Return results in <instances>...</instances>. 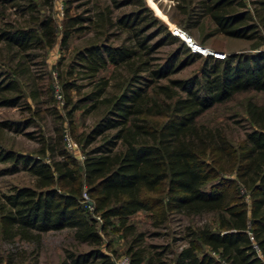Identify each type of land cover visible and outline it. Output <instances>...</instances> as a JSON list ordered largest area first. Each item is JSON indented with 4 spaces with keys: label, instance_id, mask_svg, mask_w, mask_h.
<instances>
[{
    "label": "trees",
    "instance_id": "16d2710c",
    "mask_svg": "<svg viewBox=\"0 0 264 264\" xmlns=\"http://www.w3.org/2000/svg\"><path fill=\"white\" fill-rule=\"evenodd\" d=\"M4 2L12 0H1ZM196 19L178 24L185 30L202 18L212 24V34L257 39L264 34V0H184ZM135 5L137 10L118 15L114 23L132 36L133 45L89 43L75 53L76 64L89 78L107 64L123 66L125 81L116 93L108 94L105 78L99 77L85 99L89 108L103 107L101 116L83 136L81 160L63 146L35 155L19 154L0 144V162L12 173L27 170L33 186L12 185L0 199V239L39 242L41 233L70 228L72 238L84 243L82 251H66L58 264H116L115 250L103 251L102 236L108 231L129 236L125 246L127 264H264V103H245L251 127L233 142L219 128L197 123V118L217 103L239 92H264V49L254 43L252 51L229 52L223 58L200 56L189 49L167 26L147 11L142 0L115 4ZM17 7L31 10L30 3ZM61 32L64 46L75 23L88 20L68 17ZM97 24L107 18L97 14ZM146 23H149L146 25ZM157 25L147 38L143 32ZM51 22H40L47 46L52 44ZM72 30V31H71ZM31 26L0 27V106L19 102L20 58L41 37ZM155 44L146 41L158 35ZM179 48L158 59L152 52L163 44ZM18 56L16 67L8 60ZM202 58L198 72L186 78H170L194 60ZM166 79L165 83L159 80ZM68 92L73 80L61 83ZM17 123L0 120V130ZM112 130L111 133L109 131ZM95 145L86 148L96 137ZM85 194L87 199L83 197ZM87 200L91 202L87 204ZM144 210L154 227L172 213L190 219L185 243L172 249L168 244L144 245L131 216ZM210 214L211 223L196 224L194 216ZM154 247L155 250H149ZM159 248V249H158ZM37 264L35 259L31 263Z\"/></svg>",
    "mask_w": 264,
    "mask_h": 264
},
{
    "label": "rangeland",
    "instance_id": "374dc122",
    "mask_svg": "<svg viewBox=\"0 0 264 264\" xmlns=\"http://www.w3.org/2000/svg\"><path fill=\"white\" fill-rule=\"evenodd\" d=\"M121 0H12L4 2L0 0V27L31 26L37 30L41 37L42 46L34 45L28 54L20 58L18 69L24 68L20 74L19 88L20 99L16 106H0V120H11L17 123V131L14 128L0 130V144L5 149H10L19 154L35 155L39 150L45 149V144L52 147L63 146L64 135L70 136L77 144L76 149L68 151L81 160L83 148L81 147L83 136L90 130L95 121L101 116L103 107L89 108L92 100L85 99L97 79L105 78L109 86L106 93H116L119 85L125 81L127 70L123 66L114 67L107 64L99 70L95 77L86 76L83 69L76 64L75 53L78 49L89 43L116 45L121 41L126 45H133L132 36L121 29L116 23L118 15L129 11H136L135 5L115 4ZM142 7L147 11H138L153 17L158 24L181 27L178 22L184 19H196L194 12L186 6L184 0H142ZM30 3L31 10L22 9ZM106 16L102 24H97V14ZM79 15L88 17V20L75 23L72 27L81 25L78 30H71L66 44H61V32L68 17ZM49 19L51 22L52 44L47 46L40 32V22ZM149 27V23H146ZM157 25L147 28L140 34L146 38L155 33ZM182 28V27H181ZM212 24L207 18H202L197 26L186 30L189 35L203 47L218 52H248L252 51L253 44L259 43V48L264 49V34L262 38L246 39L226 36L221 33L212 34ZM159 34L146 41L147 44H155ZM1 54L7 61L8 54L0 43ZM179 48L177 43L163 44L151 53L153 57L161 59L168 53L175 52ZM18 56L8 60L11 67H16ZM202 58L194 60L179 71L169 75L170 78H186L198 72ZM0 64V71L6 69ZM65 80H73L77 87L68 92L70 102H66L65 90L61 83ZM166 79L159 80L165 83ZM252 100L257 104L264 103V92H239L223 103H217L205 110L198 118L197 123L211 128H219L233 142L243 138L251 124L245 114V103ZM112 130L109 131L111 133ZM101 137H96L86 148L95 145ZM7 162H0V199L2 193L9 190L12 185L33 186L34 177L25 169L16 172H6L4 168ZM210 214L194 216L196 224L211 223ZM190 219L183 213H172L160 227H154L148 214L139 210L131 216L136 231L143 233L144 245L168 244L175 249L185 243V226ZM70 228L48 230L41 233L39 242L20 240L12 241L0 239V264L31 263L35 259L37 264H58L66 251H82L87 248L84 243H77L72 238ZM129 236L123 237L115 231H108L102 236L104 244H110V248L102 247L103 251L115 250V258L125 255L124 250ZM155 250L154 247H148ZM159 249V248H158Z\"/></svg>",
    "mask_w": 264,
    "mask_h": 264
},
{
    "label": "built area",
    "instance_id": "2783aa9c",
    "mask_svg": "<svg viewBox=\"0 0 264 264\" xmlns=\"http://www.w3.org/2000/svg\"><path fill=\"white\" fill-rule=\"evenodd\" d=\"M168 30L172 35L176 36L179 40H181V42L189 49L190 52L197 53L200 56H212L216 58H223L226 54L224 52H218V51H214L212 49L203 47L201 44L196 42L185 29L181 27L170 25L168 27ZM64 144H65V147L69 150L77 148V144L74 141H72L70 136H68L67 134L64 135ZM82 195L85 199H87L84 193ZM127 262L128 260L125 255L119 257L116 260V264H127Z\"/></svg>",
    "mask_w": 264,
    "mask_h": 264
},
{
    "label": "water",
    "instance_id": "95a60500",
    "mask_svg": "<svg viewBox=\"0 0 264 264\" xmlns=\"http://www.w3.org/2000/svg\"><path fill=\"white\" fill-rule=\"evenodd\" d=\"M87 204H88V205H90V204H91V202H90V201H87Z\"/></svg>",
    "mask_w": 264,
    "mask_h": 264
}]
</instances>
